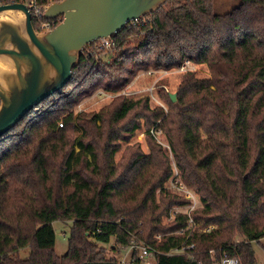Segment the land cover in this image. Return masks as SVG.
<instances>
[{"label": "trees", "instance_id": "trees-1", "mask_svg": "<svg viewBox=\"0 0 264 264\" xmlns=\"http://www.w3.org/2000/svg\"><path fill=\"white\" fill-rule=\"evenodd\" d=\"M136 23L143 34L135 47L92 66L84 51L68 87L103 70L113 76L130 58L164 64L171 53L205 65L209 75L185 73L167 112L121 100L100 125L83 119L78 137L71 135L72 118L58 126V102L38 117L33 108L26 112L0 137V264H119L102 245L114 240L119 251L132 239L152 250L155 264H212L220 254L256 264L252 245L264 241V0H241L224 14L213 0H167L129 22L113 38L117 46ZM141 118L147 131L161 129L181 180L199 196L202 208L190 216L200 231L177 232L186 213L163 222L172 206L188 200L164 190L173 169L149 133V153L130 148L115 161L119 140L140 129ZM58 220H71L62 256L54 250ZM190 243L191 257L169 253ZM24 248L28 254L20 257ZM137 250H129L128 264H141Z\"/></svg>", "mask_w": 264, "mask_h": 264}, {"label": "water", "instance_id": "water-1", "mask_svg": "<svg viewBox=\"0 0 264 264\" xmlns=\"http://www.w3.org/2000/svg\"><path fill=\"white\" fill-rule=\"evenodd\" d=\"M167 0H58L44 18H60L37 32L22 2L0 4V137L72 77L85 48L115 37L129 22L155 12ZM172 102L175 94H170Z\"/></svg>", "mask_w": 264, "mask_h": 264}, {"label": "rangeland", "instance_id": "rangeland-1", "mask_svg": "<svg viewBox=\"0 0 264 264\" xmlns=\"http://www.w3.org/2000/svg\"><path fill=\"white\" fill-rule=\"evenodd\" d=\"M240 1L241 0H213V9L218 14H224L237 6ZM3 3L10 2H2L0 4ZM139 26V23H136L129 27L130 32H127L124 36L123 45L120 47L117 46L116 42L113 40L114 37L110 38L109 46H106L101 42L89 44L84 50L86 52V62L89 63L90 66L94 64L91 61H99L105 64H110L113 60H115L114 58L119 55L121 50H124L125 52L131 50L135 47L138 39L143 34L140 32ZM179 45L180 44H177L176 46ZM149 57V55H145L146 60L149 59ZM127 63V68L119 71L114 69L113 76L104 75L103 70L98 72L99 74L96 76L95 80L87 81L84 85H81L78 82L74 85H69L68 87L67 83L60 89V91H58V94L50 95L49 97L51 98L41 107L39 106L38 109L33 108V117H38L46 111L51 112L52 110L48 109H53L54 105L58 102L59 107H57V112H59L60 119L58 121V126L60 127L62 125V119L64 117L72 118L77 132H71V135H76L78 137V134H82L83 132V119L85 122L86 119H96V124L100 125L101 121L98 118L101 116H109L112 109L121 100L128 101L131 104L140 102V107L146 103L149 109L161 108L164 112H167L169 109L168 101L170 94H175L177 97L178 85L181 77L185 73L194 72L197 77H207L209 75V71L205 65L197 64L183 55L176 56L174 53H171L169 57L165 58L164 64L155 65L152 62H149L142 65L141 63L134 62L132 58H130ZM111 77L114 78L109 82ZM116 81H121L119 86L115 85ZM66 87L68 88L65 90L64 88ZM71 96L74 98H70ZM139 110L141 109L138 108L137 112ZM143 121L144 120L141 118L142 127L140 129L135 130L127 139L119 140V150L115 155V161H121L130 148H137L145 154L149 153V145L147 142V134L149 133L169 159L173 169V174L171 175L172 177L176 174L178 169L174 163L172 153L164 134L161 129L155 130V125L151 126L147 131L143 125ZM159 122L160 120H158L156 124ZM66 128L70 129V126L67 125ZM21 131V129H18L15 134H18ZM98 132V129H93L92 136L96 137ZM171 177H169V179L164 183V190L170 194L186 199L179 189L171 185ZM176 178L182 181L180 175ZM182 182L184 183V181ZM186 188L191 193H194L193 201L190 202L189 199H186L188 202L185 204L172 206L169 209L168 214L162 218L164 223L170 222L173 219V211L191 213L194 210L202 208L199 196L187 186ZM156 195L158 196V194ZM192 206H194V209H192ZM52 226L55 231L54 250L58 256H62L65 254L67 249V237L71 226V220L54 221L52 222ZM200 230L201 228H199L197 224H195L192 228V231L195 232ZM236 240L240 241L241 238L237 236ZM140 242L144 244L143 241ZM259 243L260 244L253 243L252 245L256 258V264H264V241L262 240ZM102 246L105 247L107 256H115L119 264H128L130 257L129 248L121 249L119 251H116L115 249L113 250L111 247L116 246V244H114V240H111L109 243L103 244ZM137 252L139 253V249ZM27 254L28 248H24L19 251L20 257H25ZM211 257L215 259V253H212ZM212 264H218V261H214Z\"/></svg>", "mask_w": 264, "mask_h": 264}, {"label": "built area", "instance_id": "built-area-1", "mask_svg": "<svg viewBox=\"0 0 264 264\" xmlns=\"http://www.w3.org/2000/svg\"><path fill=\"white\" fill-rule=\"evenodd\" d=\"M16 1L22 2L27 7L28 12H29L30 17H31V21H32V23H35L36 30L38 32H46V31L53 29L56 26V24H57L56 18H51V19L44 18L43 6L50 4L54 1H58V0H16ZM11 2H14V1L12 0ZM58 19H60V18H58ZM109 40H110V38L99 39L98 41H95V43L101 42L102 44L109 46L110 45ZM177 176H179L178 171L176 172V174H174L171 177V179H170L171 185L176 187L177 189H179V191H181L183 193L184 197L186 199H189L190 202L193 201L194 193H191L186 188L184 183L176 178ZM192 209H194V206H192ZM179 212L186 213L188 215V221H187L186 226L184 228L178 230L177 232L178 233H185L186 231H188V233H190L192 231L193 226L195 225V222L191 218L189 212H182V211H179ZM176 213H178V211H173V214H172L173 217ZM210 228H212V226H207L204 230H209ZM133 248L139 249L138 258L140 259L141 264H155L153 252L151 249H149L148 246H146L145 244H142L141 242H137V240H135V239H132L131 245L129 246V250L133 249ZM194 248H195V244L190 243L188 245L182 246L181 248L171 250L169 253L186 254L187 256L191 257L192 252H193L192 250ZM208 252L210 255L212 253H214L213 250H209ZM218 264H239V260L236 257H229L226 254H220L219 259H218Z\"/></svg>", "mask_w": 264, "mask_h": 264}, {"label": "flooded vegetation", "instance_id": "flooded-vegetation-1", "mask_svg": "<svg viewBox=\"0 0 264 264\" xmlns=\"http://www.w3.org/2000/svg\"><path fill=\"white\" fill-rule=\"evenodd\" d=\"M33 24V23H32ZM34 27V26H33ZM34 29L36 30V28L34 27ZM37 31V30H36ZM38 32V31H37Z\"/></svg>", "mask_w": 264, "mask_h": 264}]
</instances>
